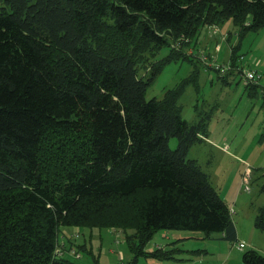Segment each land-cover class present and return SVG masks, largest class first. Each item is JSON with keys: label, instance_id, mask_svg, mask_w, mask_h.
<instances>
[{"label": "trees", "instance_id": "1", "mask_svg": "<svg viewBox=\"0 0 264 264\" xmlns=\"http://www.w3.org/2000/svg\"><path fill=\"white\" fill-rule=\"evenodd\" d=\"M227 21L239 38L259 30L264 0H0V264H79L85 241L66 228L119 230L127 264L200 252L145 251L160 230L236 240L230 209L187 158L210 116L181 117L186 81L145 98L164 66L194 56L203 27ZM236 49L217 75L251 67ZM254 226L264 233V207ZM241 264L264 254L249 249Z\"/></svg>", "mask_w": 264, "mask_h": 264}, {"label": "rangeland", "instance_id": "2", "mask_svg": "<svg viewBox=\"0 0 264 264\" xmlns=\"http://www.w3.org/2000/svg\"><path fill=\"white\" fill-rule=\"evenodd\" d=\"M216 28L220 35H214L212 30L210 33L207 27H203L197 42L187 50V53L194 51V56L190 60L164 66L147 87L145 98L160 99L165 90L174 89L186 81L178 99L181 117L192 122L204 114L210 116L207 137L210 144L192 146L187 158L195 159L201 169L211 176L212 186L228 208L233 209L230 210L231 219L239 238L249 248L237 251V241L226 240L221 233H214L208 238L199 232L160 230L147 242L145 251L165 245L167 238L179 233L187 239L182 245H176L178 248L185 252H200L194 256L183 252L180 257L189 259L180 263L139 257L135 264H241L242 254L252 249L251 246L264 254V233L254 226L258 210L264 207V26L255 32H247L241 38L230 21ZM228 34L230 38L226 43ZM184 40L187 42L186 38ZM216 42L220 52L215 50ZM235 46L236 55H243L247 63L252 64L251 67H243L257 71L262 77L255 92L245 86L236 72L225 77L214 72L215 66H229H220V63L228 59ZM168 53V49L164 48L157 58L161 59ZM197 114L200 116L196 118ZM169 146L172 149L176 147L175 138L169 140ZM70 230L64 229L61 236L66 237ZM74 232L78 230L72 234ZM79 234L81 237L75 242L82 244L85 241L86 246L85 251L77 249L76 252L73 249L78 254L75 261L79 264H127L131 258L125 237L119 230L81 229ZM224 256L226 258L221 263Z\"/></svg>", "mask_w": 264, "mask_h": 264}, {"label": "crops", "instance_id": "3", "mask_svg": "<svg viewBox=\"0 0 264 264\" xmlns=\"http://www.w3.org/2000/svg\"><path fill=\"white\" fill-rule=\"evenodd\" d=\"M209 31H210V33H211V28H207ZM214 29H216L217 30V32L219 31V29L218 28H214ZM219 33V32H218ZM220 35V34H219ZM226 37V36H225ZM205 39H206V37H205ZM220 49V48H219ZM219 49L217 48V42H216V47H215V50L216 51H218V52H220L219 51ZM193 52L194 51H192V50H190V52H188V54H193ZM230 59V61L229 62H231L232 61V54H231V52H230V54H229V57H228V59H224V61L222 62V63H220V66H224V65H228L227 64V62H228V60ZM219 63V62H218ZM251 63V62H250ZM222 64V65H221ZM248 64V63H247ZM252 66V65H251ZM211 70V69H210ZM230 72V71H229ZM236 73H238V71H235ZM220 73L221 74H225L226 72H224L223 70H220ZM236 73H234L233 71H231V74L232 75H234V74H236ZM230 74V73H229ZM219 75V74H218ZM239 78H240V74H239ZM256 89V88H255ZM204 143H208V144H210V142H209V140L208 139H205V141H204ZM212 145V144H211ZM218 147H220L219 145H218ZM216 149H218L217 148V146L215 147ZM220 148H222V150L224 151V152H226V149L224 148V147H220ZM247 170V169H246ZM247 172V171H246ZM209 177H210V182H211V176L209 175ZM245 179V177H243V180ZM230 210H232L233 211V209L232 208H230ZM75 229V228H74ZM71 232L73 231L72 229L70 230ZM78 231H79V229H78ZM262 233V232H261ZM178 235L177 236H172V237H170V238H167L168 240H167V243L165 244V245H163V246H157V247H152V248H150L151 250L150 251H152L153 249H155V248H164V247H168L167 245H169L170 243H177V245H182L183 244V241L185 240V239H187V237L186 236H183V235H180L179 233H177ZM235 237H236V240L235 241H237V244H236V250L237 251H243V249H245L246 247H248L249 248V246H248V244L246 243V242H244L241 238H239L240 236L238 235V230H235ZM238 237V238H237ZM234 241V242H235ZM239 243H243L244 244V248L242 249V250H239L238 249V244ZM222 247H224V246H222ZM250 248H252V249H254V250H257V251H259L258 250V248H255L254 246H251ZM191 251H193V250H191ZM260 252V251H259ZM185 254H187V253H185ZM225 256H224V259L222 260V262L221 263H223V261L225 260ZM185 259H189L188 257H186V258H181V260H179V261H177V260H172V261H168V262H178V263H180L181 261H183V260H185ZM229 260H232L231 258L229 259ZM168 264H170V263H168Z\"/></svg>", "mask_w": 264, "mask_h": 264}, {"label": "built area", "instance_id": "4", "mask_svg": "<svg viewBox=\"0 0 264 264\" xmlns=\"http://www.w3.org/2000/svg\"><path fill=\"white\" fill-rule=\"evenodd\" d=\"M212 32H214V35H217V34H219L218 32H217V30L216 29H214V28H212ZM241 59H243V58H241ZM253 63V62H252ZM250 65H252L251 63H249ZM243 66H245V65H243ZM245 67H248V66H245ZM226 69H229V66H226L225 67ZM239 74H240V79H241V81H243V83L245 84V85H251V84H255V85H258V83H259V81L261 80V75L257 72V71H255V70H253V69H245L244 67H242V68H240V72H239ZM263 99H264V92H263ZM73 231H75V230H78L77 228H75V229H72ZM72 231V232H73ZM72 232H69L68 233V235L66 236V237H71V236H74V237H77L78 236V234H79V231L78 232H74L73 234H72ZM62 245H63V243H60V247H58L57 249H56V251H55V253L57 254V255H60L61 254V248H62ZM244 248V244L243 243H239L238 244V249L239 250H242ZM72 254L74 253V252H71ZM74 256L76 257V258H78V254H75L74 253Z\"/></svg>", "mask_w": 264, "mask_h": 264}]
</instances>
